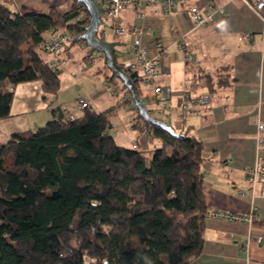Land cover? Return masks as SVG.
<instances>
[{
  "label": "trees",
  "instance_id": "obj_1",
  "mask_svg": "<svg viewBox=\"0 0 264 264\" xmlns=\"http://www.w3.org/2000/svg\"><path fill=\"white\" fill-rule=\"evenodd\" d=\"M88 21L76 0L48 13L0 1V118L11 114L19 83L40 81L56 95L61 70L42 56V34L66 26L68 49L85 43L73 38ZM128 73L145 102L138 75ZM133 109L132 126L159 145L117 143L109 131L115 107L71 118L54 106L41 125L0 141V264H187L200 253L208 214L202 142L188 130L174 128L184 133L174 136Z\"/></svg>",
  "mask_w": 264,
  "mask_h": 264
},
{
  "label": "crops",
  "instance_id": "obj_2",
  "mask_svg": "<svg viewBox=\"0 0 264 264\" xmlns=\"http://www.w3.org/2000/svg\"><path fill=\"white\" fill-rule=\"evenodd\" d=\"M0 1L21 13H48L51 6L66 8L70 2ZM192 5H199L203 12L210 5L212 24L190 28L192 18L188 8ZM141 7L145 11L144 17H137L131 8H126L120 13V20L125 25L146 26L150 30V34L144 35L143 42L146 44H151L153 36L161 39L163 64L169 68L170 74L158 81L171 87L167 116L173 121L169 124L176 130H188L202 142L203 192L208 211L256 213L251 222L206 216L202 249L187 264H264V183L253 184L248 178L257 154V123L264 120V21L241 0H180L177 9L170 14H155L152 6L146 3ZM160 17L169 18L170 26L167 27L163 19L159 20ZM49 32L50 29L42 35L45 37ZM182 35L187 41L200 42L195 49L194 64L184 62L176 45L175 40ZM129 38L130 34H126L123 42L120 40L121 44ZM78 43L81 46L84 44ZM67 48L69 52L72 50V46ZM84 51L81 49L79 54L88 60ZM60 54H63L62 51ZM42 56L45 59L54 57L49 53ZM68 63L58 67L61 72L64 68L67 70ZM189 76H196L197 81L188 83L186 77ZM25 83L29 85L28 94H37L44 103L50 99L51 95L42 91L40 81ZM186 88L193 93L208 91L211 98L201 107L199 114L182 120L180 99ZM89 99V102L93 101L92 97ZM26 100L25 111L28 114L32 112V116L37 115L42 105L32 95H28ZM63 103L59 101L54 106L63 107ZM76 106L81 113L89 110L88 107L80 108L78 102ZM110 107H115L116 113V106L113 105L94 108L103 110ZM51 109L47 106L43 114L39 112L40 118L49 119ZM15 131L18 130L9 131L0 127V134L6 138ZM145 140L144 147L159 141L156 138L149 141L146 135ZM229 169L232 173L227 178L224 173ZM250 233L259 236V239L248 240Z\"/></svg>",
  "mask_w": 264,
  "mask_h": 264
},
{
  "label": "built area",
  "instance_id": "obj_3",
  "mask_svg": "<svg viewBox=\"0 0 264 264\" xmlns=\"http://www.w3.org/2000/svg\"><path fill=\"white\" fill-rule=\"evenodd\" d=\"M99 6L102 7L100 12V18L103 25L101 29L98 25L101 38L106 36L107 28L110 27L109 33L113 38H117L123 42V38L126 34H130V38L125 40V46L127 47V58H123L122 55L115 53V58L118 63L126 68L127 72H135L139 80L144 84L152 88V92L155 95L157 101L160 104V111L167 114L169 110V99L171 93V87L159 83V79L166 77L170 74L168 67L163 64V45L161 39L154 37L151 44L143 42L144 35L150 34V30L144 25L130 24L125 25L120 20V13L126 9L131 8L137 17H144L145 11L140 9L141 5L146 3L152 6V10L155 14H170L178 7L180 0H95ZM247 6L254 10V12L264 21V0H241ZM209 9L205 12L202 11L199 5H192L188 8L189 15L192 18V24L190 28L200 27L208 24H212L213 18ZM71 34L66 26L50 29V32L42 40V49L53 54L54 57L49 59L50 67H64L73 56L69 53L66 46L69 44ZM176 45L182 52L183 60L186 64L191 65L196 63L195 49L200 46L198 41H187L185 36L182 35L175 40ZM150 49H154L155 52L151 54ZM62 51L63 54H60ZM88 60L93 62L95 57L90 53H85ZM188 83H195L197 81L196 76L186 77ZM211 94L208 91L200 93H193L189 88L183 90L180 99V107L182 108L181 119L185 120L189 115L199 114L201 107L210 101ZM78 105L80 108L88 107V100L85 98L78 99ZM170 115V113H168ZM71 118L74 115L69 114ZM256 140L258 143L257 154L252 167L249 169L248 178L254 184L257 182L264 183V120H260L257 123L256 128ZM232 173V169L225 171L224 176L229 177ZM207 216L222 217L234 221H247L251 222L256 216L254 211L247 214H241L237 212H231L227 210L211 209L208 211ZM259 236L252 233L248 235V240H258Z\"/></svg>",
  "mask_w": 264,
  "mask_h": 264
},
{
  "label": "rangeland",
  "instance_id": "obj_4",
  "mask_svg": "<svg viewBox=\"0 0 264 264\" xmlns=\"http://www.w3.org/2000/svg\"><path fill=\"white\" fill-rule=\"evenodd\" d=\"M140 9H142V7H140ZM162 19L164 24L169 27L170 19L164 17L159 18V20ZM102 27L104 26L99 25L100 29ZM106 28L108 32L106 33V36L102 38L105 40H118L110 35V27L106 26ZM97 35L101 37L99 30ZM71 46L72 50H70L69 53L73 56V58L69 61L67 70L64 68L61 72L59 94H50V99H46L44 103L39 96L37 97V94H28L27 88L29 87L27 86L29 85H27V83H19L15 88L11 114L0 118V127L9 129V131L21 130L28 127H37L46 121V119L40 118L38 113L44 112L47 106H49V108L53 107L56 103H59V101L64 102L63 108H65L66 111L78 113L77 115H79L81 112L76 106L78 99L85 98L89 102V97H92L93 101L89 102V109H93L94 107L102 108L107 105L116 106V113L110 118V132L117 143L129 147L133 146L134 143H138L140 146L144 147V144L146 143L144 133L139 134L132 126V119L134 116L133 101L132 103L127 101L123 102L125 98L130 96V93L127 91L126 93L121 89L122 83L117 77L116 83L106 82L105 75H110V70L104 64V55L102 52L91 49V47L86 45V43L81 46L78 42H75L70 45V47ZM81 49L85 50V53H90L95 57L93 63H90L89 60L83 59L82 54H79ZM150 52L153 54L155 50L150 49ZM115 53L122 55L123 58L128 57L127 47L125 44L117 45ZM41 54L48 53L41 51ZM139 84L144 94L145 103L150 109L151 114L157 118L165 120L167 123L172 124L173 119L167 116L165 112L160 111V104L153 94L151 87L144 85L140 80ZM28 95L35 97L38 103L42 105V109L41 111H37V115L32 116V112L28 114L25 111V108H27L26 99ZM51 98L54 99V101H51ZM94 102L96 104H94ZM6 137L7 136L0 134V141L8 139ZM159 144L160 142L158 141L157 143L156 141L154 145L151 144L149 147L157 146ZM11 163V157L5 159L6 166L11 165ZM128 241L135 246L141 244L140 239L136 235L129 236Z\"/></svg>",
  "mask_w": 264,
  "mask_h": 264
},
{
  "label": "water",
  "instance_id": "obj_5",
  "mask_svg": "<svg viewBox=\"0 0 264 264\" xmlns=\"http://www.w3.org/2000/svg\"><path fill=\"white\" fill-rule=\"evenodd\" d=\"M76 2L85 5L89 13V21L88 24L85 25L84 30L73 38V41L77 39H84L85 43L91 47V49L102 52L104 55V63L110 70L111 77H117L121 80L130 93L134 106L137 108L138 114L146 122H150L156 126H159L174 136H184L183 132L176 131L174 127L165 120L152 116L149 113L147 106L139 93V88L136 85L135 80L122 67V65L116 61V46L122 42L119 40H105L97 35L98 25L102 23L100 18L102 7L99 6L95 0H76Z\"/></svg>",
  "mask_w": 264,
  "mask_h": 264
}]
</instances>
